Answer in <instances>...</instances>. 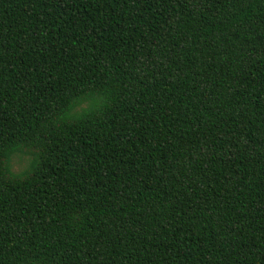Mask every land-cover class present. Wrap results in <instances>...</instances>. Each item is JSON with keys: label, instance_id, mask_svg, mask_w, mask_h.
I'll list each match as a JSON object with an SVG mask.
<instances>
[{"label": "trees", "instance_id": "1", "mask_svg": "<svg viewBox=\"0 0 264 264\" xmlns=\"http://www.w3.org/2000/svg\"><path fill=\"white\" fill-rule=\"evenodd\" d=\"M0 264H264V0H0Z\"/></svg>", "mask_w": 264, "mask_h": 264}, {"label": "rangeland", "instance_id": "2", "mask_svg": "<svg viewBox=\"0 0 264 264\" xmlns=\"http://www.w3.org/2000/svg\"><path fill=\"white\" fill-rule=\"evenodd\" d=\"M25 163V158H20L19 156H15L12 161V167L14 170L20 169Z\"/></svg>", "mask_w": 264, "mask_h": 264}]
</instances>
